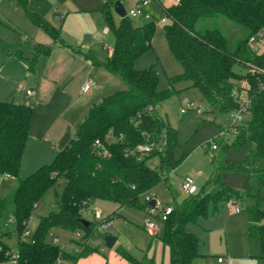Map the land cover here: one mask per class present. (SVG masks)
<instances>
[{"label": "trees", "instance_id": "16d2710c", "mask_svg": "<svg viewBox=\"0 0 264 264\" xmlns=\"http://www.w3.org/2000/svg\"><path fill=\"white\" fill-rule=\"evenodd\" d=\"M20 2L35 25L61 45L72 46L61 37L59 28L30 7L29 0ZM114 3L115 0H105L102 6L106 19L112 23L115 43L101 66L115 74L125 87L93 103L74 137L55 158L25 178H21L20 170L30 135L33 104L0 100V175L18 178L13 191V216L9 220L16 223L15 229L20 234L28 230L39 201L58 181H63V190L56 200L59 209L42 216L32 238L20 239L16 252L6 241L12 230L0 224V263L13 260L15 264H57L62 255L66 264H75L80 256L95 250L96 245L90 244L84 251L82 248L76 252L62 250L52 239L55 226L73 231L83 229L86 237H91L99 223L96 226L88 219L90 225L87 227L82 219L85 218L83 211L95 198L140 206L147 211L149 201L145 198L141 202V195L167 179L168 172L185 157L184 152L177 156V130L156 112V106L175 91L173 85L160 87V76L154 66L136 68L137 60L152 48L156 23L150 20L136 25L126 14L115 24L111 15ZM165 12L168 18L164 24L165 36L183 67L182 73L169 78L170 83L189 81L190 86L203 92L214 109L235 112L249 100L250 116L237 126L238 139L245 136L249 143L247 157L226 165L213 156V172L201 189L170 204L172 211L161 220L160 238L169 246L170 264H194L202 255L199 250L201 238L189 231L187 225L197 224L217 213L225 201L252 194L251 188L240 191L225 184L222 171L247 172L256 177L260 188L264 189V88L260 87L264 83V51L258 53L249 44L251 36L264 30V0H178L175 5L165 8ZM219 17L248 30L234 50L228 48L227 37L221 28L209 23ZM51 50V45L35 43L30 69L35 68L40 55L49 54ZM73 50L81 53L78 48L73 47ZM236 63L247 67L246 72H237L234 69ZM237 79H243L245 85H239ZM148 107L153 108L152 112L147 111ZM110 131L116 136L115 140H108ZM121 134L123 138L119 139ZM162 138L166 139L163 151H153L138 159V153L134 152L137 144ZM96 139L102 141L101 146H95ZM217 140L221 143L222 154L239 145V140L229 144L223 138H216L213 143ZM218 148L217 145L213 149ZM154 158L158 164L152 167L150 160ZM6 207V200L0 197V218ZM246 211L249 234L258 237L264 257V210L256 205L247 207ZM118 251L134 264H157L153 258L138 259L124 249ZM17 252L18 256L15 255Z\"/></svg>", "mask_w": 264, "mask_h": 264}, {"label": "rangeland", "instance_id": "374dc122", "mask_svg": "<svg viewBox=\"0 0 264 264\" xmlns=\"http://www.w3.org/2000/svg\"><path fill=\"white\" fill-rule=\"evenodd\" d=\"M105 0H29L33 10L40 7L46 17L60 29L61 37L70 45L77 46L82 53L73 54L67 58L65 76L62 87H55L50 104L53 110H38L42 102L35 96L29 95L28 100L33 104V126L37 129L40 121H44L45 114L62 121L70 114H74L81 121L87 116L94 101L101 100L104 96L118 92L125 84L113 73L102 70L101 64L109 56L108 48L114 46L115 35L111 24L102 11ZM117 0H115L116 2ZM127 12L139 9L140 0H119ZM5 0L2 9L7 14L6 19L0 16V98L11 99L17 94L19 86L28 79L30 65L34 58L32 51L36 42L53 44V38L43 29L35 25L28 18L20 0ZM178 0H149L143 5L136 16H130L136 25H142L150 20L156 23V32L152 40V48L146 51L136 62V68L145 69L154 66L160 76V87L167 88L173 85V94L156 106V112L177 130V156L185 153L184 159L168 172V178L159 181L152 189L141 195V202L151 196L156 199L157 206L167 207L175 201L181 200L186 195L182 188L184 178H190L196 191L208 180L213 172V156L220 163L230 165L245 159L249 153V143L245 136L238 139L237 126L243 124L249 116L243 113V119L234 121L233 112L214 109L203 92L195 86H190L187 80L170 83L169 78L182 73L181 62L172 53L165 36L164 24L168 21L165 8L175 5ZM36 6V8L34 7ZM113 22L118 24L120 16L114 6L111 7ZM209 23L218 25L228 41V48L234 50L237 43L247 35V28L225 17L210 20ZM254 49L261 53L264 51V36H256ZM89 56L85 58L83 53ZM22 57H20V55ZM71 54V53H69ZM41 57V56H40ZM39 57V58H40ZM55 58V57H54ZM39 78L42 81L46 73L47 57H41ZM40 60V59H39ZM39 61H35V65ZM234 69L245 73L247 67L236 63ZM105 72V73H103ZM95 81L96 85L89 91H82L81 78ZM86 80V81H88ZM67 81V83H66ZM85 81V80H84ZM85 81V82H86ZM241 86L245 85L243 79H237ZM244 98L247 96L243 92ZM58 101V102H57ZM56 103V104H55ZM54 104V105H53ZM71 106L70 110L62 106ZM198 110H202L199 112ZM44 111V112H43ZM43 115V116H42ZM42 119V120H41ZM236 129H235V128ZM68 131L60 136L59 144L65 146L74 130L71 125L65 127ZM60 132V131H59ZM31 133V131H30ZM34 132L32 133V135ZM47 138V137H46ZM223 138L224 142L232 144L239 140L238 146L230 147L222 154L221 143L216 141L218 149L212 148L214 139ZM46 147L49 142L46 141ZM55 144V142H54ZM53 145V144H51ZM60 147V146H59ZM49 149H52L50 147ZM50 153V150L45 156ZM51 154L47 156V163L53 160ZM157 159H151L150 165L157 166ZM36 165V164H35ZM33 167V166H32ZM36 167V166H34ZM35 168L27 166L21 168V178L27 177ZM222 180L233 189L246 191L251 188L252 194L243 198L230 199L220 206V210L199 223H189L187 229L196 233L201 238L200 253L194 264H264L262 248L256 235L248 231L247 207L259 205L264 210V189L260 188L259 180L244 171L225 169L222 171ZM18 184L16 177H0V197L7 203L6 210L0 218V224L12 230L6 241L14 252L19 249L20 239L30 240L39 220L51 211H57V195L63 190V181H58L37 204L29 220L28 230L20 234L15 228L16 223L9 219L13 216L14 199L13 191ZM240 208L239 211L235 207ZM155 208V213L148 212L140 206L120 204L110 199L95 198L83 211L85 218L97 226L103 218L112 217L111 227L104 229L100 225L91 237H86L83 229L73 231L61 226L52 229V239L62 250L84 251L89 245H96L100 249H124L133 257L143 259L153 258L157 264H170V249L161 240L160 235L163 223L157 216L161 214L160 208ZM100 217H96V212ZM149 217L157 230L145 226V218ZM56 237V238H55ZM110 238H115L113 246H109ZM86 242V243H85ZM82 246V244H84ZM119 252V251H118ZM222 257L223 261L219 260ZM66 259L61 255L57 264H66Z\"/></svg>", "mask_w": 264, "mask_h": 264}, {"label": "crops", "instance_id": "0c3cea01", "mask_svg": "<svg viewBox=\"0 0 264 264\" xmlns=\"http://www.w3.org/2000/svg\"><path fill=\"white\" fill-rule=\"evenodd\" d=\"M4 1L5 0H0V16L3 19H6L7 14L2 9V6H1ZM15 1L16 0H13V4H16ZM34 7L36 8V6H34ZM36 9L41 10L40 7H37ZM37 10H35V11H37ZM37 12L43 14L40 11H37ZM44 16H46V15H44ZM38 43H41V42H38ZM43 44H45V43H43ZM45 45H51L52 50L49 54L40 55L41 57H47V59H48L47 65H46V73H45L44 77L42 78V81L39 78V75H40L39 69L41 67V61H42L41 57L39 56L40 58H38V60H37L39 62H38V64H36L37 67L35 66V68L32 71H29L28 79L26 81H24L21 86H19L20 88L18 89L17 94H15L9 100L2 99V98H0V100L16 101V102H20V103H31L27 99L28 93L30 91H34L33 96H35L38 100H40L42 102L41 104L43 105L42 108H38V110H45V112H46L47 110H53L54 109V108L52 109V105L50 104V102H51V99L53 98L52 94L54 93V91L56 89L55 87H57V88L62 87L61 90L64 89L63 85L65 83H63L64 82L63 78H64L65 72H66L65 71L66 62H67L66 60L68 57L70 58V55L72 57L73 54H76V53L80 54V53L76 52L75 50H73V47L78 48V49H80V48L77 46H73V45L71 46L72 48L68 47V46H63L55 40H54L53 44H45ZM32 51H34V47H33ZM108 51H109V55H110L112 52V47L108 48ZM69 53H71V54H69ZM81 53H82V51H81ZM83 54L85 55V58H87L89 56L85 52ZM102 70H106V69H104L102 67ZM103 73H105V72H103ZM85 77L86 76L83 75V77L81 78V82L83 84L85 83L86 80H88V78H92L91 76H89L87 79H85ZM66 83H67V81H66ZM95 102H98V101H94L93 103H95ZM93 103H92V105H93ZM65 107L67 110H70L71 106L64 105V106H62V110ZM33 110H34V108H33ZM48 114L44 113L43 115H45V116L42 115L44 117V121H40L41 123L39 124L37 129L35 128V126H33L34 122L32 121V123H31V129H30L31 133L28 137L26 147H25V151H24V155H23V159H22V165H21L22 170L24 167L27 168V166H28V168L31 167V168L37 169L42 164L47 163V161H45V160H47V156H49V154H51V150H52V156H54L53 157V159H54L55 156L57 155V153L64 147V146L61 147L62 144H59V140H61L60 136H63L68 131L67 129H65V127L67 125H71L72 126L71 130L75 129L73 132V136H72V137H74L78 125L84 120L83 119L81 121V119H82L81 117H79L77 119L74 114H72L71 116H70V114H68L63 121H62V115L58 121H54L55 117L52 116V113H50L51 115H48ZM33 132H34V134L32 135ZM72 137H70V139ZM46 141H48L50 143L48 147H46V143H45ZM54 142H55V144H54ZM51 144H53V145H51ZM50 147H52V149H49ZM49 150H50V153L47 156H45ZM34 166H36V167H34ZM9 177H11V176H9ZM155 201H156V199H155ZM158 208H160V207H158ZM235 210H236V208H235ZM153 229L157 230L156 224H155V227ZM220 258H222V257H219V259ZM220 261H223V259ZM0 264H15V262L13 260H10V261L2 262ZM75 264H134V263H132L127 258L122 256L118 251L116 252L115 250H106L103 248L100 249V248H98V246H96L95 250L90 251V252L80 256L77 259Z\"/></svg>", "mask_w": 264, "mask_h": 264}, {"label": "built area", "instance_id": "2783aa9c", "mask_svg": "<svg viewBox=\"0 0 264 264\" xmlns=\"http://www.w3.org/2000/svg\"><path fill=\"white\" fill-rule=\"evenodd\" d=\"M149 0H140L141 5L139 6V9H131L129 12H127L128 15L130 16H136L137 13L140 11V9L142 8L143 5L147 4ZM259 35L261 37L264 36V30L257 33L256 35H253L249 38V44L252 48H254V41L256 40V36ZM96 83L93 80H88L86 81L83 86H82V91L87 92L89 91L93 86H95ZM261 88H264V83H262L260 85ZM29 95H34V91H30ZM153 108L152 107H148L147 111L152 112ZM199 112H202V110H198ZM243 113L247 114L248 116H250V111H249V100L247 99L245 104L243 105V107H241L239 110L233 112L234 115V121L239 120V119H243ZM141 112L138 114V117L141 116ZM134 119H132L133 121ZM235 128V127H234ZM236 129V128H235ZM108 140H115L116 136H114L113 132L110 131L107 135ZM119 139L123 138V134H121L119 137ZM95 146H101L102 141L100 139H96L94 142ZM166 144V139L162 138V140H152V141H148V142H144V143H139L136 145L134 152L138 153V159H141L143 156L150 154L153 151H158L161 152L163 151L164 147ZM212 148H217L216 143L212 144ZM1 177V175H0ZM182 188L185 191L186 194L192 193L196 191V187L194 185V183L192 182V180L190 178H184L183 183H182ZM153 198L151 196H147L146 200H148L149 202L152 200ZM157 202L155 203L154 206H150L147 209L148 214H154L155 213V208H157ZM237 211L240 210V208L238 206L235 207ZM161 214H158L157 216L160 217L161 220L166 219L167 215L172 211V206L168 205L167 207L164 208H160ZM96 217H100V212L97 211L96 212ZM111 218H103L99 221V225L104 228V229H109L111 227ZM145 226L149 229H153L155 227V223L149 218L146 217L145 218ZM16 256H18V252L15 254ZM219 260H222V258H220Z\"/></svg>", "mask_w": 264, "mask_h": 264}, {"label": "water", "instance_id": "95a60500", "mask_svg": "<svg viewBox=\"0 0 264 264\" xmlns=\"http://www.w3.org/2000/svg\"><path fill=\"white\" fill-rule=\"evenodd\" d=\"M114 9L116 11V13L120 16V17H124L126 14H127V11L126 9L124 8L123 4L117 0L115 3H114ZM156 203L155 199H152L150 202H149V205L150 206H154ZM82 223L85 225V226H89L90 225V221L88 219H82ZM116 242V239L115 238H110L109 241H108V244L109 246H113Z\"/></svg>", "mask_w": 264, "mask_h": 264}]
</instances>
